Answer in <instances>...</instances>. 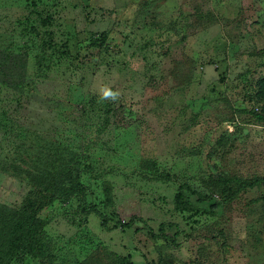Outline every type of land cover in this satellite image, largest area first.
I'll use <instances>...</instances> for the list:
<instances>
[{
  "label": "rangeland",
  "instance_id": "obj_1",
  "mask_svg": "<svg viewBox=\"0 0 264 264\" xmlns=\"http://www.w3.org/2000/svg\"><path fill=\"white\" fill-rule=\"evenodd\" d=\"M104 87L119 100L102 101ZM0 105L28 131L89 147L84 211L50 198L38 213L65 264H264V183L233 197L264 177V0H0ZM13 134L0 130V152ZM1 158L0 204L21 208L34 189Z\"/></svg>",
  "mask_w": 264,
  "mask_h": 264
},
{
  "label": "trees",
  "instance_id": "obj_2",
  "mask_svg": "<svg viewBox=\"0 0 264 264\" xmlns=\"http://www.w3.org/2000/svg\"><path fill=\"white\" fill-rule=\"evenodd\" d=\"M43 53L45 52L36 56L39 67L37 72L39 77L46 78L50 76L53 61ZM27 87L29 86L27 85ZM54 107L59 111V116L66 124L68 121L71 122L65 113L64 104L58 103ZM9 110L0 105V130L4 131L6 135L14 132L8 147L2 148L4 151L0 152L3 155L1 161L3 162L7 157L12 165L7 164L2 170L27 181L34 191L21 208L14 209L0 204V264H24L27 259L36 260L39 264H65L66 261L63 257L65 252L55 244L45 221L38 216V213L42 207L41 203L50 198L55 203L63 202L64 204L78 200L77 208L82 206L84 211L87 205H80V202L84 204L89 199L90 191L93 188L95 168L87 163V155L82 156L77 153L83 151L86 153L89 147H75L78 144L67 143L64 138L49 140L39 133L28 131L24 125L9 116ZM253 114L258 120L264 122V115ZM78 138L81 143H85L82 135H79ZM84 146L86 145L84 144ZM13 159H16V165H13ZM154 165L150 164L149 166L155 169ZM163 179L170 180V178H164L162 174L153 177V180L157 181H163ZM226 182L228 184L239 183L240 180L233 178ZM263 183L264 177L256 178L252 183L240 186L233 197L242 190ZM106 184L104 202L109 203L111 202L109 193L112 188L108 183ZM181 191L176 198L177 205L182 210H188L192 208V203L183 188ZM222 206V202L215 200V203L205 206L204 209L206 213L213 215ZM92 211H96V204L88 212ZM106 223L107 219L103 217V224L106 225ZM117 226L130 227L132 222L126 224L120 222ZM109 264H134V262L128 256L113 254Z\"/></svg>",
  "mask_w": 264,
  "mask_h": 264
},
{
  "label": "clouds",
  "instance_id": "obj_3",
  "mask_svg": "<svg viewBox=\"0 0 264 264\" xmlns=\"http://www.w3.org/2000/svg\"><path fill=\"white\" fill-rule=\"evenodd\" d=\"M120 93L119 91H113L111 88L104 87L101 89V100H107L111 102H116L119 100Z\"/></svg>",
  "mask_w": 264,
  "mask_h": 264
}]
</instances>
